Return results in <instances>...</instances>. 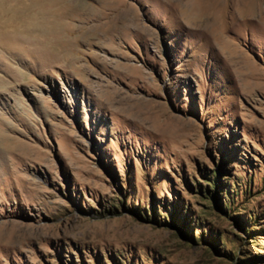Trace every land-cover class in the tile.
Returning <instances> with one entry per match:
<instances>
[{
  "label": "rangeland",
  "instance_id": "374dc122",
  "mask_svg": "<svg viewBox=\"0 0 264 264\" xmlns=\"http://www.w3.org/2000/svg\"><path fill=\"white\" fill-rule=\"evenodd\" d=\"M64 1L73 60L0 51V264H264V0Z\"/></svg>",
  "mask_w": 264,
  "mask_h": 264
},
{
  "label": "bare ground",
  "instance_id": "6f19581e",
  "mask_svg": "<svg viewBox=\"0 0 264 264\" xmlns=\"http://www.w3.org/2000/svg\"><path fill=\"white\" fill-rule=\"evenodd\" d=\"M61 2L65 4L64 0H0V51L39 57L42 47H52L64 59L73 60L74 41L56 23L62 16L55 11Z\"/></svg>",
  "mask_w": 264,
  "mask_h": 264
}]
</instances>
